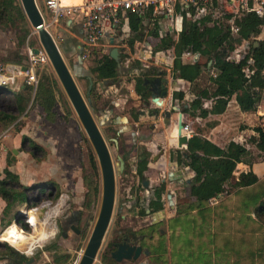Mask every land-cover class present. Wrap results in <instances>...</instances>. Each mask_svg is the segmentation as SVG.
I'll list each match as a JSON object with an SVG mask.
<instances>
[{
    "label": "rangeland",
    "instance_id": "rangeland-1",
    "mask_svg": "<svg viewBox=\"0 0 264 264\" xmlns=\"http://www.w3.org/2000/svg\"><path fill=\"white\" fill-rule=\"evenodd\" d=\"M37 1L45 17L47 28L60 47L82 94L87 99L90 82L77 76L78 74L73 67L74 56L66 55L61 46L60 32L55 30L53 25L48 26L52 16L46 12L44 0ZM61 24L65 27V20ZM21 26L22 23L19 19H15L14 23L9 21L8 25L0 22V65L3 67V73L7 77H15V81L10 80L7 85H1L10 92L0 94V111L13 114H18L14 93L20 91L22 86L28 85L22 70V66L29 65L28 47L42 48L38 33L31 24L32 32L28 36L26 43L24 45L19 44L17 34ZM159 26L161 34H164L166 32V24L161 22ZM154 27L155 24L152 22H146L143 39L135 44L133 52L129 46V30L125 28L123 30L120 28V33L115 35L116 40L113 45H109L105 39L101 40L97 46H87L84 39L80 42L82 46L84 45V47L95 51L88 59L83 60V68L87 74L86 76H90L93 79V87L96 84L95 98L97 100L95 104L102 109L96 110L91 106L90 108L111 152L116 174L114 213L94 264H105L106 255L109 251V242L117 234L122 235L126 231H133L136 234L137 243H139L141 235L145 236L143 241L146 240L147 242V239H149L147 244H143L148 247L149 251H146V254L140 258L142 260L141 264H167L168 261H172V264H209L214 259L219 261L223 257L222 253L219 254L217 249L219 243L211 232L214 207L208 206L207 203H202L201 210H199L203 215L188 211L168 220L169 216L176 212V203L180 206L181 211L191 203V199L186 196V189L183 188V181L189 180L192 176V171L188 168L177 170L173 162H167V158L168 149L178 145V114L182 112V104L183 102H190L194 96L191 94L192 87L189 82L181 83L179 87L174 86L171 82L166 83L167 96L163 97L158 94L161 104L151 98L142 100L136 93V79L143 76L149 77V74L146 73L149 70L154 71L151 77L161 76V78H168L169 75L173 76L174 59L172 58L175 57V54L173 50L169 52H154V48L158 43V38L151 33ZM263 38L264 28L256 39L261 40ZM250 43V41H244L242 46L233 53V57L235 59L241 58L249 48ZM115 47L122 54V57H120V74L116 79L101 81L91 71L95 65V56L110 52ZM209 59L210 57L207 55L202 58L204 63ZM181 60L192 61V59L187 57H181ZM250 71L252 70L247 68V72L249 73ZM44 73H51L57 78L51 62L36 67V74L39 80ZM210 77L211 72L206 70L199 81V85L212 88ZM60 86L67 98L61 84ZM180 90L185 92V98L183 100L174 99L172 97L173 92ZM30 94L31 96L25 104L24 112L19 114V119L9 126L0 124V150L3 162L7 166L8 156L13 155L9 151L22 147L23 150L16 155V160H12L11 163L8 162V166H11V170L19 175L20 181L24 186L30 187L27 190L30 202L15 203L12 209L3 216L4 219L0 220V235L15 223L26 237L36 236V233H40L41 229V232L44 229L49 235L45 242H38L33 248L28 243H23L16 247L4 240H0V264H77L76 262L82 256L98 221L102 205V186L98 199L87 206L84 205L86 188L82 177L85 168H89V148H92L93 152L94 149L82 122L74 110L73 114L66 120L65 111L61 101H59L56 106V110L59 113L58 119L56 122L50 123L43 109L34 103L35 91L32 90ZM260 105L264 108V100ZM174 106L177 109H173ZM205 106H211V101H205ZM135 112L139 115L137 120L134 119ZM224 114H240L238 121H235L237 125L226 124L225 122L223 131H220V129L216 131L222 142L227 144L229 140H233L236 137V133H240L246 127L256 126L258 119L255 115L260 113H257V110L243 111L238 102L233 100ZM245 114L251 115L252 118L250 120L246 119L244 117ZM241 116L244 118H241ZM196 120L198 119L192 118V120L188 121L191 128L193 130L196 129V131H201L200 125L203 127L202 131L207 130V128L210 131L211 124L214 123L213 120L206 123L207 120H210L206 119L202 120L204 124L200 122L197 124ZM218 122L221 124V121ZM230 128L233 129L229 132L227 129ZM16 135L18 136L16 137ZM12 136L16 137L17 143L7 141V138H12ZM25 136L40 144L44 151H39L35 156L32 153L30 141L26 142L24 149L22 144ZM111 138L116 139L120 147L118 146L117 148L111 142ZM249 139L247 140L248 144L256 152L255 144L250 143ZM142 144H148L147 146L152 148L155 153H158L156 146L159 144L165 149L161 159L162 162L166 161L163 170L158 171L155 163L150 165V171L146 176L150 181L148 189L151 190L163 179L167 185L161 202L158 204L151 202V212L153 213L136 217L133 215L132 210L124 209L119 212L123 197L128 194L129 186L134 181L135 184H138V179L134 180L133 178V167L129 168L127 174L119 173L120 162L118 156L122 155L123 158L132 162L133 156L130 157L129 153L135 147L144 146ZM245 144L247 145L246 142ZM124 147L126 149L122 150ZM168 172H176L173 175L174 178L166 176ZM0 175L3 176V173ZM51 180L58 184L60 196L57 198H55V189L50 190L47 187L45 193L41 191L42 186H45V183ZM226 190H231V187ZM144 195H147L146 191ZM35 201L37 204L35 207H31L33 206L32 202ZM145 205L147 206V204ZM32 209L38 213L39 223L36 225H32L29 222L30 218L26 214L27 210ZM156 213L158 214L156 215ZM122 215L127 218L126 221L122 220ZM16 217H18V221H15ZM10 220H12V224H8ZM158 220L160 222H157ZM154 222L157 223L152 226L151 224ZM21 224H26L28 229L22 227ZM71 225H75L80 232H74L71 229ZM160 228L164 230V234H159ZM64 233L66 236H64ZM5 244H8L12 249L6 251L3 247ZM168 244H170V250L167 247ZM65 255L69 256L65 257ZM58 258H60L59 261H57Z\"/></svg>",
    "mask_w": 264,
    "mask_h": 264
},
{
    "label": "trees",
    "instance_id": "trees-1",
    "mask_svg": "<svg viewBox=\"0 0 264 264\" xmlns=\"http://www.w3.org/2000/svg\"><path fill=\"white\" fill-rule=\"evenodd\" d=\"M129 46L133 52L135 44L143 39L146 24L143 17L137 13H129ZM234 14L229 13L220 19L208 17L201 22H193L185 15L183 29L176 37L172 32L166 31L160 34L156 25L152 30V35L158 38V43L154 52H169L173 50L176 58L173 66V76L183 79L191 84V94L194 98L190 102H183L181 111L192 117L207 119L211 115L224 114L230 102L236 99L243 111H256L259 104L264 100V38H256L262 33L264 28V16L255 12H244L234 19V25L239 28L237 33L232 31ZM19 19L22 23L18 35L20 45H24L32 29L27 16L19 0H0V22L8 25L9 21L14 23ZM250 41V46L246 52L236 60L233 53L244 43ZM191 50L201 55H207L210 59L201 63L200 61L183 62L182 55ZM95 51L92 50L90 56ZM98 52V51H97ZM96 52V53H97ZM122 57V54H120ZM254 65V73H248L247 68ZM138 63V62H137ZM211 72L212 88L200 86L204 72ZM92 73L99 80H113L120 74L118 62L112 58L110 52L95 56V65L91 69ZM146 73L149 77H138L135 82V91L142 100H149L152 92L150 85L146 80H153L152 72ZM90 82L88 76H84ZM96 84L91 90V107L100 110V106L95 104ZM32 90L35 91L34 103L43 108L47 120L56 122L58 112L56 106L61 101L65 111V119L68 120L73 114L72 106L65 97L63 90L57 78L51 73H44L39 80L37 88L27 85V89L21 88L14 93L15 103L18 108V114L0 111V124L9 126L19 119V114L25 110V104L31 96ZM10 92L8 89L0 86V94ZM186 94L183 90L175 91L174 99L183 100ZM210 100L211 106H205V101ZM139 115L135 112L134 119ZM257 135L249 139L254 143L256 152L248 148L245 144L231 140L225 146H220L211 139L201 135H192L186 148V155L180 154V163L183 167H190L194 171L190 183L186 185L187 196L194 199L197 203H208L212 197H222L226 194V183L234 178V172L238 163L244 162L250 166L257 161L264 160V126L255 128ZM30 141L32 153L36 156L39 151H44L43 147L31 138L23 137V147ZM9 163L11 157H8ZM89 168L83 172V183L86 188L84 205L87 206L98 199L101 191V178L99 164L92 148L88 151ZM148 157L143 156L140 173L147 168ZM5 176L0 178V197L6 201V207L3 211L4 216L12 209L17 202L29 203L30 199L27 190L30 187L24 186L18 174L9 167L4 169ZM259 181V176L251 169L248 172H242L239 176V185L242 187L254 185ZM47 187L55 189V198L60 196L57 182L51 180L42 186L41 191L45 193ZM165 189L164 184L157 188V200H162V194ZM37 201V200H36ZM32 202L33 206L37 204ZM191 207V205H190ZM193 207V205H192ZM264 211V205L260 208ZM4 218H2L3 220ZM21 222V221H19ZM22 227L28 229L26 224ZM6 251L12 248L5 244ZM56 247V246H55ZM49 248V247H47ZM69 255H65L68 257ZM62 257V258H65ZM60 258L57 259L59 261Z\"/></svg>",
    "mask_w": 264,
    "mask_h": 264
},
{
    "label": "crops",
    "instance_id": "crops-1",
    "mask_svg": "<svg viewBox=\"0 0 264 264\" xmlns=\"http://www.w3.org/2000/svg\"><path fill=\"white\" fill-rule=\"evenodd\" d=\"M64 20L66 24L65 27H63L61 24L62 21ZM50 25H53L55 30H58L60 32L59 35L61 37L60 38L61 46L64 52L66 53V55L74 56L75 61L73 67L74 70H76L75 72L78 74L77 76L80 77L86 76L87 74L86 72H84V68H83L84 63L83 60L81 59V54H80L82 48L80 42L84 39V37L81 29V24L78 21V18L74 16H68L63 18L60 22L53 23ZM125 29L128 30V27L125 26ZM182 57H184V55ZM203 57L204 55L200 54L197 61L204 63L202 60ZM175 58L176 56L172 58L174 59L173 60L174 62H175ZM174 62H173V66H174ZM183 62L185 63L187 61H183ZM249 69L252 70L249 72V74L254 73L255 69L253 62L251 66L248 67V70ZM151 72L153 74L154 71ZM174 78H175L174 76L169 75L167 78L168 83L171 82V84H173L176 87H179L181 83H188L183 79H179V78L174 79ZM22 88L27 89V86H22ZM233 100L236 101V99ZM257 113H259L258 109H257ZM255 116L258 119V124L256 126L246 127V129L241 131L240 133L235 132L236 137L233 138V140L242 144H245L246 142L247 145L246 144L245 145L248 148L251 147L250 144H248L247 140L252 136L257 135L255 128L259 126H264V114H256ZM211 117L207 118L210 120L206 121V123L211 120L214 121V123L211 124L210 131L208 130L209 128H207V130L202 131L203 127L201 125H200V128H202L201 131H196V129L193 130L191 128V125L188 123V121L192 120V118L194 117H192L187 113H184V122L187 125V127L184 129V133L188 134L189 136L195 134H201L211 139L215 143L219 144L220 146H225L226 143L222 142L221 137L218 136V133L216 131H218L219 129L220 131H223V125L225 124V122L226 124L237 125L235 121L236 120L238 121L240 114H221V115H212ZM244 117L248 120L252 118V116L249 114H245ZM244 117L241 116V118ZM195 119H198L196 120L197 124H199V122L201 124H204L202 120H206V119H201L199 117H196ZM218 121H221V124H219ZM49 122L52 123L51 121ZM232 129L233 128L227 130L230 132ZM17 136L18 135H16V137ZM16 137L12 136V138L11 137L7 138V141H9L10 143L11 142L17 143ZM231 140H229L227 144ZM2 157H3L2 152L0 150V174L3 173V176L0 175V178H3L5 176L4 169L6 167L9 168L11 167L8 166L9 164L8 160L6 166V164L3 162ZM11 162H12V158H11ZM186 168L192 171V176H193L194 171L190 167H186ZM251 169L259 176V181L254 185L245 186V187L240 186L239 185L240 174L242 172H248ZM228 187H231V190H226V194L222 197L218 196V199L215 203L213 204L210 202L207 203L208 206H212L215 208L212 214L213 219L211 224V232L214 234L215 238L217 239V242L219 243V245L217 246V249L219 250V254L222 253L223 256L220 258L219 261L217 259H214L209 264H264V211L260 210L261 206L264 205V160L257 161L253 163L252 166L244 162L238 163L237 168L234 172V178L230 179L226 183V189ZM6 204H7L6 201L2 197H0V220H2L4 216L3 211L6 207ZM200 207H201L200 203H197L195 202L194 199H191V203L184 207L183 210L184 212L183 211L181 212L187 213L188 211H192L200 215H203L202 212L200 211L201 210ZM174 215L175 213L172 216H169L168 220L173 218ZM167 247L170 250L169 248L170 244H168ZM167 264H172V261H168Z\"/></svg>",
    "mask_w": 264,
    "mask_h": 264
},
{
    "label": "built area",
    "instance_id": "built-area-1",
    "mask_svg": "<svg viewBox=\"0 0 264 264\" xmlns=\"http://www.w3.org/2000/svg\"><path fill=\"white\" fill-rule=\"evenodd\" d=\"M43 3L46 12L52 16L50 24L58 23L68 16L77 17L87 46H97L103 39L107 40L109 45H113L110 38L114 37L116 40L115 35L120 33V28L123 30L127 26L129 30L128 14L131 12L143 17L145 24L152 22L157 25L160 34L159 24L164 22L166 31L174 33L176 37L183 29L185 15L193 22H201L208 17L220 19L226 14L233 13L234 17L231 20L233 33L239 31L234 25L236 16L244 12H255L264 16V0H78L69 4H65L63 0H44ZM91 51L92 49L83 45L82 60L88 59ZM183 55L197 61L195 58L197 56L199 58L200 53L188 50ZM28 61V70L24 71L26 81L36 89L39 83L36 67L50 63V59L43 47L39 53L28 47ZM3 71L0 65V86L7 85L10 80L15 81V77H7ZM258 108V112L264 114V108L260 104ZM217 199L218 197H212L209 202L213 204Z\"/></svg>",
    "mask_w": 264,
    "mask_h": 264
},
{
    "label": "water",
    "instance_id": "water-1",
    "mask_svg": "<svg viewBox=\"0 0 264 264\" xmlns=\"http://www.w3.org/2000/svg\"><path fill=\"white\" fill-rule=\"evenodd\" d=\"M20 3L27 16L29 23L38 33L42 47L48 54V57L54 68L57 78L60 84L62 85L73 110L78 115L80 121L83 124V127L92 144L99 164V171L102 182L101 210L98 221L89 238L88 244L84 249L82 256L76 262L77 264H93L97 258L107 229L111 222L116 197V174L113 161L110 155L108 145L100 131L96 120L92 115V111L90 108L92 101L90 94L94 81L90 76H88L90 84L87 91L88 97L86 99L82 94L72 71L66 63L60 47L58 46L53 35L47 28L45 17L39 8L37 0H20ZM110 41L111 43H114V37L110 38ZM33 49L35 53H39L40 51V48L38 47H34ZM110 54L112 58H114L118 62L120 67L121 64L119 49L117 47L112 48L110 50ZM197 59L198 56L195 58V60ZM22 70L27 71L28 66H22ZM166 83H168L167 78H161V76H157L153 80H146V84L150 85V90L152 92L151 99L156 101L158 104L162 103L161 101H159L158 94L163 97L167 96L168 94V89H165ZM173 109H177V107L174 106ZM178 121V146L183 147L185 145L187 147L191 136L184 133V129L187 127V125L184 122L183 112L179 113ZM22 150L23 148L20 147L14 148L12 151H9V153H13V155L11 156L13 161L16 160V155ZM121 163V167L123 169L124 160H122ZM15 221H18V217L15 218ZM8 224H12V220H10ZM141 254V246L135 245L127 247L126 245H121L119 249L112 253V256L117 261L127 260L129 262H134L140 257Z\"/></svg>",
    "mask_w": 264,
    "mask_h": 264
},
{
    "label": "flooded vegetation",
    "instance_id": "flooded-vegetation-1",
    "mask_svg": "<svg viewBox=\"0 0 264 264\" xmlns=\"http://www.w3.org/2000/svg\"><path fill=\"white\" fill-rule=\"evenodd\" d=\"M167 114L170 115L169 113H167ZM178 119H179V114H178ZM111 142L114 143L117 146V148H118L119 144H118L116 139L111 138ZM142 145H144V146H140V148L139 147L138 148L135 147L129 153L130 157L133 156L132 157V162L129 159L127 160V159L123 158L122 155L118 156V160L120 162L119 173L127 174V171L129 170V168L133 167L134 168L132 170L133 178H134V180L138 179V184H135V181H134L129 186L128 194H127V196L123 197L122 205L119 207V212H122L124 209L125 210H132L133 215L136 216V217H139V216L142 217L144 215H150L151 213H153V212H151L152 211V207L150 206L151 202L156 203V204L159 203V201L157 200V197H156L157 196V188L159 186H161V184H164L165 188H166V185H167L165 180L163 179V180H160L159 183L154 188H152L151 190L148 189V187L150 186V181L146 178V176H147V174L150 171V165L152 163H155L156 166H157L156 168H157L158 171L159 170H161V171L163 170V166H164L166 161L162 162L161 159H162V156L165 153V149L163 148L162 145L159 144V145L156 146L157 150H158L157 151L158 153H155L152 148H149L147 146L148 144H142ZM186 148H187L186 146L179 147L177 145V147H170L168 149L167 162H170V163L173 162V164L175 165L177 170L186 168V167H183L181 165V163H180V154L186 155V152H185ZM125 149H126V147H124L122 150H125ZM110 155H111V152H110ZM144 155H147V157H148L147 168L142 173H140V166H141V162H142V159H143ZM111 158H112V156H111ZM122 160H124L123 169L121 167L122 166V163H121ZM175 173L176 172H168V174L166 176L174 178L173 175ZM192 177L193 176H191L189 178V180L183 181V185H184L183 188L184 189H186V185H187V183H190ZM100 178H101V175H100ZM82 180H83V177H82ZM100 184H102V182ZM145 191L147 192V195H144ZM162 196H163V194H162ZM115 204H116V197H115ZM145 204H147V206ZM114 208H115V205H114ZM180 213H182V212L179 209V205H177V203H176V212H175L174 217L178 216V214H180ZM157 214L158 213H156V215ZM122 220L126 221L127 218L124 215H122ZM161 220H163V219H161ZM157 222H160V220H158ZM157 222H154L151 225L153 226ZM71 229L74 232H76V233L80 232V230L75 225H71ZM107 231H108V229H107ZM159 234H164V230H162L160 228ZM64 236H66L65 233H64ZM150 236H152V235H150ZM143 239H145V236L141 235V238H139V243H137L138 242V238H137L136 234L133 231H126V232H124V234L122 233V235L117 234L116 237L111 242H109V248H108L109 251H108V253L106 255L105 264H141L142 260H140V258L143 255L146 254V251H149V249H147L148 247L143 245L144 243L147 244L149 239H147V242H146V240L143 241ZM140 240H142V241L140 242ZM121 245H126L127 247H131V246H135V245L141 246L142 247V254L134 262H129L127 260L117 261V260H115L113 258L112 253L114 251H116L117 249H119Z\"/></svg>",
    "mask_w": 264,
    "mask_h": 264
},
{
    "label": "bare ground",
    "instance_id": "bare-ground-1",
    "mask_svg": "<svg viewBox=\"0 0 264 264\" xmlns=\"http://www.w3.org/2000/svg\"><path fill=\"white\" fill-rule=\"evenodd\" d=\"M78 0H63V2L65 4H69L71 2H77ZM26 214L28 215L29 222L32 223V225H36L37 223H39L38 221V213L36 210H27ZM36 228V227H35ZM41 229V228H40ZM37 230V229H36ZM42 230V229H41ZM40 233H36V236H30V237H26L24 236V234L19 230L18 226L15 224H12L4 233H2L0 235V240H4L8 243H10L13 246H20L23 243H28L32 246L36 244V243H40V242H45L48 238V233H46V231L43 229V231Z\"/></svg>",
    "mask_w": 264,
    "mask_h": 264
}]
</instances>
